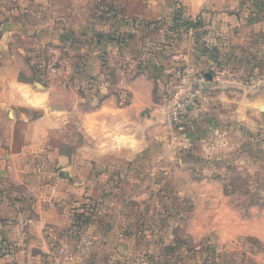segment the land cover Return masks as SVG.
I'll list each match as a JSON object with an SVG mask.
<instances>
[{"label":"rangeland","instance_id":"obj_1","mask_svg":"<svg viewBox=\"0 0 264 264\" xmlns=\"http://www.w3.org/2000/svg\"><path fill=\"white\" fill-rule=\"evenodd\" d=\"M148 10V0H0V68L12 59L27 95L50 94L41 108L14 87L0 93V127L17 118L12 152L24 153L0 188L26 207L28 188L43 191V207H65L51 255L74 252L78 264H264V225H248L264 223V19L240 21L230 38L213 20L161 22L160 36ZM9 27L26 31L11 56L1 48ZM137 82L152 101L134 102ZM43 116L63 129L38 138ZM67 159L92 165L71 171Z\"/></svg>","mask_w":264,"mask_h":264},{"label":"crops","instance_id":"obj_2","mask_svg":"<svg viewBox=\"0 0 264 264\" xmlns=\"http://www.w3.org/2000/svg\"><path fill=\"white\" fill-rule=\"evenodd\" d=\"M148 1L149 10L144 18L146 20L159 22L158 26H161L163 28L160 30V36L167 35L165 23L161 24V22L173 21L175 9L180 7V12L186 20L194 22L199 20L202 21V23H210V20H213V22H217V27L221 31L220 34L224 36V38L236 36V34L232 32L233 29L231 27H238L239 29H241L242 26L239 25V17L246 2L245 0H177L179 4L175 5V3L171 2L167 4L165 0L164 2L155 0ZM163 17H165V20H163ZM12 27L7 28V30L3 33V38L1 40V48L3 50V54L8 53L10 56L12 55V53H14V51L12 50L13 38L15 36H20V34L23 38H25L23 36V33H26V31L21 28L16 31L17 33H15V31H12ZM243 30L245 29H242L241 35L245 36V32ZM235 31L237 30L235 29ZM28 32L29 31L27 29V33ZM28 34H32V32L30 31ZM239 34H237V36ZM190 35H192V33L185 36ZM42 38L43 42L46 43L43 35ZM30 42H32L31 39ZM243 42L245 43V41ZM26 44H29V42L26 41ZM33 44L34 43H31L29 46H32ZM27 48L28 46L23 44V50L19 49V51L27 52L25 51ZM124 48L125 47L123 46V62L125 60V56L127 55ZM101 52L103 51L99 50L95 55L92 56V59L93 61H95V63H91V76L97 74L94 72L93 65H98L99 58L97 57V54ZM127 52H129V50ZM11 61L12 59L7 60L6 57L3 66H1L0 68V74L5 73L10 75V78H0L1 95L2 93H7L6 91H9V89L14 87L15 90L19 89L22 92L24 98L21 97L20 101L24 100V104H26L27 98L31 97L29 100L35 103L33 104L34 107H48L50 103V94L47 93L45 89H43L41 92L37 93L31 90L33 94H31V96L30 94L27 95V87L29 84L21 83L19 81L20 73H16L15 77L13 78L12 74L8 72L11 71V69H16L13 68V64H11L13 63V61ZM143 82L146 85L145 80ZM137 84L138 82L135 83V90H133V95L135 97L134 102H136V100H139L141 102L149 100L152 101V92L139 94L136 90ZM39 99L42 100V102L36 103L35 101L37 100L38 102ZM258 99L263 100L264 96H260ZM4 104V101L0 99V106ZM16 120L17 118H14V121H11L12 125L7 130L6 127L3 126H1L2 130L0 129V177H3L4 174H6V176L9 175V173H7V169H5L4 167H6L7 165L8 167H12V165L16 164V162H18L19 160H24L21 157L24 153L14 154L12 152L16 143V140L14 138V122H17ZM33 124H35L33 126V132L37 134L38 138H40L42 134L51 130H53L52 132H57L63 129L61 127L62 125L59 129H57L55 122L53 120L47 119L44 116L35 120ZM28 132H31V126L28 127ZM3 133L7 136L3 137ZM90 134L94 136L92 131ZM39 141L37 140V143H33L37 145H32L30 141H27V143H25V148L27 150L32 148L35 149L38 144H40ZM42 142V144H45L44 148L57 150L62 147V143L60 142L50 145H47L45 141ZM77 142L81 143L78 140ZM68 163L70 164V166H72L71 171L74 166H78L79 164L92 165V162L90 161L76 162L75 160H68ZM2 180L3 178L0 179V181ZM19 194L20 193H17L16 191H3V189L0 188V264H78V257H73V260H69V257L74 255V252L66 253L61 257H59L58 255L56 257L51 255V247H53L55 241L58 240V237H56V235L58 236V232L60 230H63V228H65L67 225V209L62 205H50L52 201L48 205H46L48 207H43L42 202H44L45 204L47 202V198L41 190L38 191L34 188H28L26 189V193L21 194V196L26 195L28 199L35 198L32 204L27 207L24 206L26 204L25 200L20 201ZM44 199L46 200L44 201ZM219 212H221V210H219ZM54 219L56 220V223L54 222ZM57 220H59V222H57ZM248 225H251L253 227H261L262 225H264V223L258 221L250 223ZM248 225H245L243 223L240 229H248V227H251ZM230 227L232 226L230 225ZM237 227L238 226H236V229H238ZM53 236L55 237L53 238ZM258 236L259 240L256 243L260 245V241L264 243V234ZM123 244L124 255L128 257L127 259L132 258L135 250V248L133 249L132 247V241L124 240Z\"/></svg>","mask_w":264,"mask_h":264},{"label":"trees","instance_id":"obj_3","mask_svg":"<svg viewBox=\"0 0 264 264\" xmlns=\"http://www.w3.org/2000/svg\"><path fill=\"white\" fill-rule=\"evenodd\" d=\"M178 4L179 2L177 1L175 5H178ZM259 19H264V2H261V1H259L256 4L248 5L246 8L242 10L240 17H239V21H243L246 23L250 21L257 22ZM173 21L176 23V27H180L183 24L188 25V26L193 25L194 29H200L204 27L201 21L194 22V21L186 20L180 12V7L175 9ZM203 33H206V31Z\"/></svg>","mask_w":264,"mask_h":264}]
</instances>
